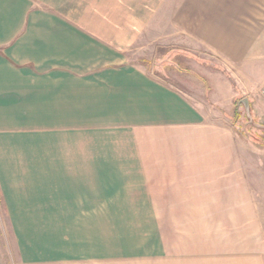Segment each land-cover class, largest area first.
<instances>
[{
	"label": "crops",
	"instance_id": "crops-1",
	"mask_svg": "<svg viewBox=\"0 0 264 264\" xmlns=\"http://www.w3.org/2000/svg\"><path fill=\"white\" fill-rule=\"evenodd\" d=\"M234 2L0 0V198L26 261L110 264L133 229V246L182 232L191 256L237 264L256 213L238 132L129 57L206 39L247 54Z\"/></svg>",
	"mask_w": 264,
	"mask_h": 264
},
{
	"label": "rangeland",
	"instance_id": "rangeland-1",
	"mask_svg": "<svg viewBox=\"0 0 264 264\" xmlns=\"http://www.w3.org/2000/svg\"><path fill=\"white\" fill-rule=\"evenodd\" d=\"M234 3L238 15V24L234 25L240 30L238 33L233 29V35L238 37L232 41L234 50L239 52V48H248L251 51L253 48L255 54L249 51L247 54L221 53L212 39H206L198 45L182 42L161 46L154 42L152 46L141 48L135 43L129 57H141L154 75L188 92L238 132L240 159H246L248 171L254 170L247 176L254 180L255 199H248L247 206L254 207L256 213L254 216L239 215L238 239L231 240L237 247L232 250L237 264H264V0H236ZM257 47H260V53ZM251 57L256 61L251 62ZM244 98L247 104L243 102ZM4 209L0 198V264H93L75 259L64 263L26 261L34 257L27 253L29 259L25 258L22 248L18 247ZM251 217H254L253 221ZM127 233L128 236L126 231L113 234L118 240H128H122L121 246L111 249L110 264H215L200 260L198 255L191 256L190 253L197 254L199 248L189 250L183 243L182 232L154 231L153 241L162 244L159 246L137 243L133 246L131 240L137 241L139 232L132 229ZM213 249L211 246L206 248L208 253Z\"/></svg>",
	"mask_w": 264,
	"mask_h": 264
},
{
	"label": "water",
	"instance_id": "water-1",
	"mask_svg": "<svg viewBox=\"0 0 264 264\" xmlns=\"http://www.w3.org/2000/svg\"><path fill=\"white\" fill-rule=\"evenodd\" d=\"M245 100H246V98H244L243 102H244L245 104H247Z\"/></svg>",
	"mask_w": 264,
	"mask_h": 264
}]
</instances>
